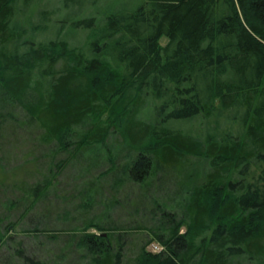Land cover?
<instances>
[{
    "label": "trees",
    "instance_id": "trees-1",
    "mask_svg": "<svg viewBox=\"0 0 264 264\" xmlns=\"http://www.w3.org/2000/svg\"><path fill=\"white\" fill-rule=\"evenodd\" d=\"M14 125L87 174L79 157L96 163L90 150L117 133L124 164L108 156L82 194L127 180L154 219H52L43 156L42 181L16 180L22 194L2 204L0 264H264V0H0V127ZM35 211L41 226L19 230Z\"/></svg>",
    "mask_w": 264,
    "mask_h": 264
},
{
    "label": "rangeland",
    "instance_id": "rangeland-1",
    "mask_svg": "<svg viewBox=\"0 0 264 264\" xmlns=\"http://www.w3.org/2000/svg\"><path fill=\"white\" fill-rule=\"evenodd\" d=\"M167 41L168 40L165 37L161 39L163 44H166ZM21 109L22 108L18 107L17 111H19L20 118H23L24 115ZM151 110L152 106H146L142 110L140 117L148 122L154 121L155 114ZM109 120V114L104 113L99 123L107 125ZM189 125H186L184 128L189 130ZM14 127L15 125L11 127L8 126L7 128L0 127V168H2V170H0V181L4 180L3 178L5 176L6 179L3 182L8 183L6 187L0 188V215L4 214L3 203H9V201L14 200L17 196L22 194L23 191L15 187L20 186L18 185L20 184L18 182H22L24 180L29 185H34L38 181H42V176L37 173L39 167L37 163L38 159H41L44 156L43 162H46V166H49L53 162L51 167H53L55 177V186L50 188L47 196L45 195L54 206L52 219H58L57 213L61 215V218L65 217V220L75 214L74 218L77 223L79 222L80 224V221H84L86 219H93L97 221V216L107 213L109 218H111L110 220H112V222L117 226H128L130 224L133 226L140 221L146 222L147 220L152 222L154 218L151 212V205H148L147 207L142 205L138 208L132 206V202L136 201V194H138V191L135 189L137 187L133 185L132 182L129 183L127 180H124L123 182L122 180L114 182V180H110L109 178L108 183L105 184L106 188L105 190L103 189L100 196H95L96 198H93V195H91L88 191H86L84 195L82 194L83 180L95 177V174L105 170V168L110 165V162L107 159L108 156L111 155L115 158L118 164H124L128 154L127 150L124 148L125 145L123 143V139L117 133H111L107 137L104 144L96 147L94 146L93 150H90L93 155L92 158H94V156L96 158V163H93L92 159L89 158L90 156L85 155L84 157H79L83 160L86 167L91 168L90 166H92V172L89 173V175L81 172L80 168L76 171L74 165L69 164L68 152L60 150L57 141L50 145V149L48 147L43 148L42 145L44 144L34 141L31 137V135L35 136L38 140V129L28 131L29 134H27L21 128L15 131ZM13 128V132L16 134H14L15 138L12 140L13 142L11 143V146H9L8 140H10L12 136L10 132H12ZM84 129L85 127L74 128L73 136L69 140L71 143L68 142L69 150H72L75 147V136H77V132L80 133ZM51 152L53 153L52 158H50L52 155ZM58 163H61L60 169L56 167ZM197 164L198 163L191 164V167L195 168L192 175L201 172L199 167L200 165L197 166ZM121 176L122 175L119 177ZM175 187V183L172 185L169 184L166 189L170 191L172 190L174 193L176 189ZM112 189L117 190L116 194L118 195L115 194L118 198L117 201H113L111 198V194H113ZM65 199H71L72 202L66 203ZM89 199H91L92 203L89 202ZM106 201L109 203V207H106ZM6 214L9 215V213ZM145 217L148 218L145 219ZM19 220L18 212H13L10 215V218H8V216L5 218L4 223L7 224V222H17ZM39 221L40 218L38 211L29 213L19 221L18 229L22 230L40 227L41 225ZM149 249L157 252L161 249V246L158 242L154 241L149 246Z\"/></svg>",
    "mask_w": 264,
    "mask_h": 264
}]
</instances>
